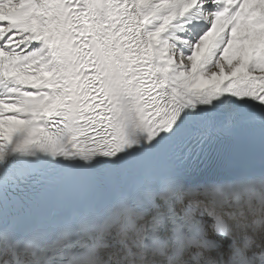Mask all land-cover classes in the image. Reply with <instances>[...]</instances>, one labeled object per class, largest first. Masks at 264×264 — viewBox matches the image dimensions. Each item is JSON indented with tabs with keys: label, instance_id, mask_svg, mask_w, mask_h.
<instances>
[{
	"label": "snow or ice",
	"instance_id": "1",
	"mask_svg": "<svg viewBox=\"0 0 264 264\" xmlns=\"http://www.w3.org/2000/svg\"><path fill=\"white\" fill-rule=\"evenodd\" d=\"M0 264H264V0H0Z\"/></svg>",
	"mask_w": 264,
	"mask_h": 264
}]
</instances>
